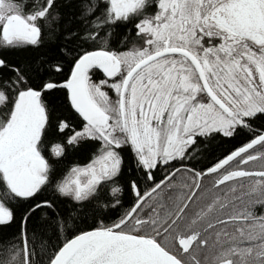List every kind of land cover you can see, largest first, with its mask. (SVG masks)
Wrapping results in <instances>:
<instances>
[{
    "label": "snow or ice",
    "instance_id": "1",
    "mask_svg": "<svg viewBox=\"0 0 264 264\" xmlns=\"http://www.w3.org/2000/svg\"><path fill=\"white\" fill-rule=\"evenodd\" d=\"M0 264H264V0H0Z\"/></svg>",
    "mask_w": 264,
    "mask_h": 264
},
{
    "label": "trees",
    "instance_id": "2",
    "mask_svg": "<svg viewBox=\"0 0 264 264\" xmlns=\"http://www.w3.org/2000/svg\"><path fill=\"white\" fill-rule=\"evenodd\" d=\"M223 147H224V148H227V147H229V145H228V144H225ZM222 150H223V149H216V150H215V155H219L220 151H222ZM206 163H207V159L202 160V161L200 162V164L197 165V167H203ZM7 231H12V229L7 230Z\"/></svg>",
    "mask_w": 264,
    "mask_h": 264
}]
</instances>
